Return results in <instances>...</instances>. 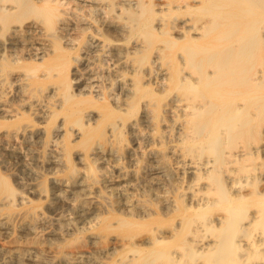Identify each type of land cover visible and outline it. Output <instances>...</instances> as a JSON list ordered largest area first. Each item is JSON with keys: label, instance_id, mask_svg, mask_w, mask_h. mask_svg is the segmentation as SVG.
Returning <instances> with one entry per match:
<instances>
[{"label": "bare ground", "instance_id": "1", "mask_svg": "<svg viewBox=\"0 0 264 264\" xmlns=\"http://www.w3.org/2000/svg\"><path fill=\"white\" fill-rule=\"evenodd\" d=\"M0 264H264V0H0Z\"/></svg>", "mask_w": 264, "mask_h": 264}, {"label": "rangeland", "instance_id": "2", "mask_svg": "<svg viewBox=\"0 0 264 264\" xmlns=\"http://www.w3.org/2000/svg\"><path fill=\"white\" fill-rule=\"evenodd\" d=\"M10 161H9V160ZM12 160V161H11ZM14 160V161H13ZM11 163V164H10ZM15 163V164H14ZM7 164L8 165H10V167H12L16 172H18L19 174H21L22 173V170H21V168L19 167V165L17 164V160L16 159H14V158H12V157H9V158H7ZM16 164H17V166H16ZM14 165V166H13ZM17 167V168H16ZM19 167V168H18ZM20 170H21V172H20Z\"/></svg>", "mask_w": 264, "mask_h": 264}]
</instances>
